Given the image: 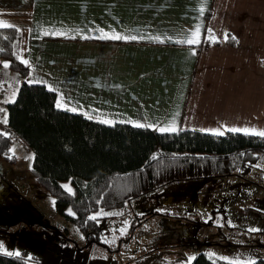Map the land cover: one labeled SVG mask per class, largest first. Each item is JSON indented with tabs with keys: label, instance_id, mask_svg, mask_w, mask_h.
Masks as SVG:
<instances>
[{
	"label": "crops",
	"instance_id": "obj_1",
	"mask_svg": "<svg viewBox=\"0 0 264 264\" xmlns=\"http://www.w3.org/2000/svg\"><path fill=\"white\" fill-rule=\"evenodd\" d=\"M202 2L0 0V21L20 30V59L29 66L25 77L9 66H0L5 101L10 92L14 97L10 101H14L26 82L52 89L55 106L58 100L64 105L56 108L109 125L141 124L142 128L162 132L161 128L174 122L176 132L212 134L219 130L223 135L231 128L264 131V0H207L201 15ZM196 25L201 26L200 46L175 42L194 31ZM208 29L221 42L201 47ZM225 34L235 36L236 43L230 39L224 42ZM115 35L126 39L106 38ZM193 51L195 55H191ZM2 117L5 119V114ZM33 158L32 152L31 167ZM227 177L173 182L169 191L195 183L199 190L195 196L181 193L184 204L175 201L167 206L177 207L179 211L173 214L177 216L182 215L187 202L217 199L219 190L210 188L221 185ZM232 178L233 193L226 199L235 205L237 188L247 193L255 187L246 177L234 174L228 179ZM170 184L164 186L165 191ZM62 185L74 193L71 180ZM206 185L214 197L204 192ZM261 190L264 187L257 188ZM247 194L246 199L251 198L252 194ZM256 194L264 197V192ZM142 197L137 198L138 212L144 211L148 202ZM176 202L184 206L179 209ZM150 213L160 211L141 214Z\"/></svg>",
	"mask_w": 264,
	"mask_h": 264
},
{
	"label": "trees",
	"instance_id": "obj_2",
	"mask_svg": "<svg viewBox=\"0 0 264 264\" xmlns=\"http://www.w3.org/2000/svg\"><path fill=\"white\" fill-rule=\"evenodd\" d=\"M210 16L211 10L206 18ZM20 42L19 29L0 28V59L25 77L29 66L21 62ZM208 45L204 42L201 47ZM55 102L54 91L23 82L14 102L0 109L14 131L9 137L0 134V156L7 157L16 139L33 151L31 173L37 184L55 199L60 214L66 215L68 207L74 211L75 216L69 218L88 245L101 244L102 217L96 215L100 212L119 210L177 181L231 174L248 176L264 160V137L238 132L220 136L191 130L158 132L124 123L109 125L60 110ZM68 180L74 186L72 194L62 185ZM0 264L114 263L105 259L92 261L87 246L52 243L40 256L0 253ZM190 264L232 263L201 252ZM252 264H264V259Z\"/></svg>",
	"mask_w": 264,
	"mask_h": 264
},
{
	"label": "rangeland",
	"instance_id": "obj_3",
	"mask_svg": "<svg viewBox=\"0 0 264 264\" xmlns=\"http://www.w3.org/2000/svg\"><path fill=\"white\" fill-rule=\"evenodd\" d=\"M0 60L8 65L6 60ZM13 98L10 92L7 100ZM30 168L31 152L26 148L14 145L7 157L0 156L1 254L11 251L40 256L55 243L79 248L87 246L92 261L105 259L114 264H190L201 252L232 264H252L264 259V197L256 196V193L264 192L257 191L258 187H264V160L250 175L243 176L255 187L247 192L252 194L249 195L251 198L246 199L248 194L239 187L236 189L237 203L228 202L226 198L233 193L235 182L234 178L228 179L232 174L226 175L228 177L223 178L221 185L210 188L219 190L217 199L212 198L211 203L205 200L193 202L198 208L187 202L182 215L174 216L178 208L172 209L173 205L167 204L175 201L184 204L186 199L181 193L187 196L194 193L195 196L199 189L195 183L196 186L190 188L176 186L169 191L171 183L166 186L170 187L169 192L162 186L163 189L157 188L151 196L141 198L148 201L144 211L136 209V198L119 210L96 214L102 217L103 233L101 244L91 245L69 218L75 216L74 211L68 207L66 215L60 214L55 199L37 184ZM225 179L230 180V184ZM206 186L204 189L208 188ZM206 191L210 198L214 197L213 190ZM176 203L180 209V203ZM156 209L160 211L157 215L152 212L142 216L144 212ZM109 213L114 216L109 217ZM169 251L174 257L170 258Z\"/></svg>",
	"mask_w": 264,
	"mask_h": 264
},
{
	"label": "snow or ice",
	"instance_id": "obj_4",
	"mask_svg": "<svg viewBox=\"0 0 264 264\" xmlns=\"http://www.w3.org/2000/svg\"><path fill=\"white\" fill-rule=\"evenodd\" d=\"M207 3V0H203L202 2V6L199 8V12L201 15H203V13L205 12L206 8H205V5ZM13 25H10V24H6L2 21H0V28H12ZM201 36H202V33H201V26L200 25H196V28L194 31H192L189 35H187L184 39H181V40H176L175 42L176 43H180V44H187L189 45L190 47L191 46H200V44L202 43V40H201ZM106 38L108 39H116V40H120V39H126L125 37H122L120 35H115V36H107ZM131 39H136V37H132ZM157 39H159L157 37ZM229 39V36L228 34H225L224 35V42H227V40ZM231 40L235 41L236 40V37L235 36H232L231 37ZM162 42V41H161ZM204 42H208L210 44H216V43H219L221 42L216 34L212 31V29H208L207 30V34L205 35L204 37ZM196 53L193 51L191 52V55H195ZM22 63H24L25 65H27V61L26 60H23L21 61ZM8 65L6 64L5 67H7ZM49 91H52V89H49ZM62 99V98H61ZM5 103H9V102H14V101H4ZM58 108H63L64 105L60 102V100L57 101V105H56ZM4 123H7V119H6V114H5V119L3 121ZM102 123H107V121H101ZM135 127H142L143 125L141 124H135L134 125ZM160 131L162 132H176L177 129L175 127V123L173 122L172 124H170L167 128H161ZM225 131H231V132H241L243 131V133L245 135H251V136H259V137H264V131H256V130H249V129H239V128H231V129H225ZM213 135H217V136H220V135H223L224 132L223 131H214L212 133ZM11 159V157H9ZM65 188V190L67 192H69V194H72V189L68 186V185H64L63 186ZM69 215H72L71 211H69ZM110 215V213L108 214ZM90 219H96V217H90ZM250 231H258V229H250ZM0 249H3V245H0ZM3 254L5 255H8V256H12V255H19V253H13L11 251H8V252H4Z\"/></svg>",
	"mask_w": 264,
	"mask_h": 264
},
{
	"label": "built area",
	"instance_id": "obj_5",
	"mask_svg": "<svg viewBox=\"0 0 264 264\" xmlns=\"http://www.w3.org/2000/svg\"><path fill=\"white\" fill-rule=\"evenodd\" d=\"M5 95H6V90L5 87L0 83V109L1 106L4 104L5 101ZM4 118L2 117V113L0 111V134H3L6 137L9 136H13L14 135V131L12 130V128L8 125V123H4ZM19 146L22 149L26 148V150L28 152H33L30 148H28L27 146H25L20 140L16 139L13 143V146ZM12 146V147H13Z\"/></svg>",
	"mask_w": 264,
	"mask_h": 264
}]
</instances>
